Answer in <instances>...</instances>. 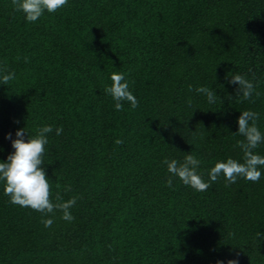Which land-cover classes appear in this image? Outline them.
<instances>
[{
    "label": "trees",
    "instance_id": "16d2710c",
    "mask_svg": "<svg viewBox=\"0 0 264 264\" xmlns=\"http://www.w3.org/2000/svg\"><path fill=\"white\" fill-rule=\"evenodd\" d=\"M0 66L16 73L0 85V159L5 133L51 124L49 199L76 198L66 221L12 203L0 183V264H264V171L198 192L169 187L163 163L192 154L207 180L217 160L243 162L240 112L264 132V0H68L36 22L0 0ZM112 72L126 73L136 108H114ZM235 73L253 81L249 99Z\"/></svg>",
    "mask_w": 264,
    "mask_h": 264
},
{
    "label": "clouds",
    "instance_id": "9594fccd",
    "mask_svg": "<svg viewBox=\"0 0 264 264\" xmlns=\"http://www.w3.org/2000/svg\"><path fill=\"white\" fill-rule=\"evenodd\" d=\"M68 0H13L16 10L24 14L28 22H36L45 11L48 13L67 5ZM24 62H28V57H24ZM227 78V77H226ZM16 79L14 71H8L4 66H0V85H7ZM111 84L106 86V92L112 97L114 108L121 110L124 107L123 102H128L129 107L136 108L138 104L137 97L130 89V81L126 78L124 72H112L110 74ZM228 82L237 85V92L244 99H249L254 92V83L246 75L235 73L230 76ZM191 89V86H189ZM197 93L206 97L208 103H215L218 99L213 88L199 85L195 88ZM259 95V93H256ZM189 105L191 99L186 101ZM258 113L253 110H244L237 117V130L244 137L239 141L243 151V162L232 157L224 160H217L213 166L208 169V179L205 180L198 167L201 161L194 155L188 154L180 162L175 158H164L167 172L170 174L166 184L172 187L173 177L178 178L181 183L193 188L195 191H205L210 184L223 176L227 183H235L238 178H244L251 181H257L264 171V155L253 150L261 143H264V132L256 125ZM17 122V121H14ZM63 131L62 126L55 128V134L59 136ZM53 132L51 124H43L36 129L31 137L24 127H18L12 133H5V139H9L12 151L4 159H0V183L3 185V192L12 203L20 206L30 207L41 213H53L54 209L59 208L62 211V219L72 221L73 216L70 208L76 202L72 197L60 203H54L49 199V179L43 168V154L45 146L49 142V133ZM123 141L117 139L115 143L120 144ZM2 150V149H0ZM67 190V188H66ZM57 195V200H60ZM45 227H50L53 223L52 216L42 218ZM215 264H237L235 259L227 261L217 259Z\"/></svg>",
    "mask_w": 264,
    "mask_h": 264
}]
</instances>
